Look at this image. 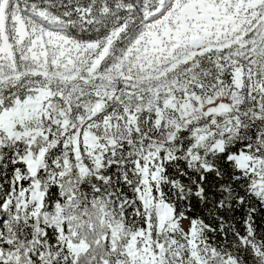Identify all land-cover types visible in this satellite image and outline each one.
<instances>
[{"label":"snow or ice","instance_id":"obj_1","mask_svg":"<svg viewBox=\"0 0 264 264\" xmlns=\"http://www.w3.org/2000/svg\"><path fill=\"white\" fill-rule=\"evenodd\" d=\"M0 264H264V0H0Z\"/></svg>","mask_w":264,"mask_h":264}]
</instances>
